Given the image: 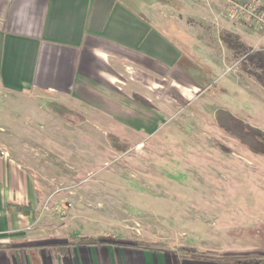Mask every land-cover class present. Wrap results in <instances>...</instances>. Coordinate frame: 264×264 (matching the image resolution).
<instances>
[{
    "label": "crops",
    "instance_id": "crops-1",
    "mask_svg": "<svg viewBox=\"0 0 264 264\" xmlns=\"http://www.w3.org/2000/svg\"><path fill=\"white\" fill-rule=\"evenodd\" d=\"M176 2L0 0V95L13 98L19 108L21 100L32 99L94 116L103 136V123L118 137L146 138L177 117L200 119L207 113L214 121L218 110L261 129L251 116L264 109V89L238 65L233 69L220 32L238 35L254 50L264 44L248 41L249 27L226 16L225 0ZM7 138L3 132L0 264H245L233 258L249 247L219 239L177 247L140 245L116 228L106 233L72 229L68 213L82 212L73 206L91 200L83 198L87 193H43L56 182L30 176L28 166L8 156ZM45 203L67 209L59 223L56 213L43 212ZM81 238L97 242L79 243ZM182 249H208L226 258H201Z\"/></svg>",
    "mask_w": 264,
    "mask_h": 264
},
{
    "label": "rangeland",
    "instance_id": "rangeland-1",
    "mask_svg": "<svg viewBox=\"0 0 264 264\" xmlns=\"http://www.w3.org/2000/svg\"><path fill=\"white\" fill-rule=\"evenodd\" d=\"M234 1L251 20L264 16V0ZM232 21L249 27L248 41L264 44V31L259 34L252 21ZM239 61L232 60L234 70ZM12 100L0 95V138L8 135V156L19 158L37 181L56 182L43 193H87L83 198L91 199L77 200L73 209L82 212L69 211L72 229L106 233L116 228L140 245L177 247L219 239L249 247L234 260L264 261V155L239 144L207 113L199 115L202 119L177 117L151 137L121 138L109 132L108 123L99 126L106 129L100 135L94 116L70 107L23 99L19 108ZM260 108L251 121L264 132ZM66 210L46 203L43 208L56 213L58 223ZM191 251L201 258H226L208 249Z\"/></svg>",
    "mask_w": 264,
    "mask_h": 264
},
{
    "label": "trees",
    "instance_id": "trees-1",
    "mask_svg": "<svg viewBox=\"0 0 264 264\" xmlns=\"http://www.w3.org/2000/svg\"><path fill=\"white\" fill-rule=\"evenodd\" d=\"M220 40L227 50L231 52L232 60L240 58L239 69L254 79L264 89V47L254 50L253 48L242 43L240 37L234 33L222 30L220 32ZM49 107L53 104H49ZM215 122L225 133L229 134L233 139L246 147L250 152L264 155V132L252 127L242 120L233 116L225 110H218L215 113ZM101 243H111L114 245L121 242H107L98 240ZM97 240L94 238H81L79 243L95 244ZM124 245V244H122ZM184 252L193 253L191 249H182ZM200 257L198 254H196ZM211 254L203 257L211 258ZM249 264L251 262H244Z\"/></svg>",
    "mask_w": 264,
    "mask_h": 264
},
{
    "label": "built area",
    "instance_id": "built-area-1",
    "mask_svg": "<svg viewBox=\"0 0 264 264\" xmlns=\"http://www.w3.org/2000/svg\"><path fill=\"white\" fill-rule=\"evenodd\" d=\"M226 16L230 20L243 19L247 21H252V26H255L258 31H264V16H257L251 20L245 15V7L239 6L234 0H227L226 3Z\"/></svg>",
    "mask_w": 264,
    "mask_h": 264
}]
</instances>
